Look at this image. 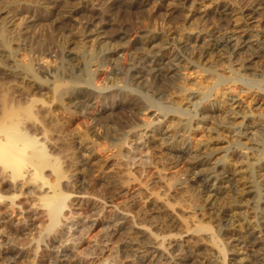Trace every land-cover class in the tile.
Returning <instances> with one entry per match:
<instances>
[{"label": "rangeland", "instance_id": "obj_1", "mask_svg": "<svg viewBox=\"0 0 264 264\" xmlns=\"http://www.w3.org/2000/svg\"><path fill=\"white\" fill-rule=\"evenodd\" d=\"M71 7L77 8L76 18H65ZM251 7L257 17L253 24L246 15L251 13ZM224 8L230 9L235 16L225 15ZM236 14L238 24L243 23L247 30L242 39L251 42H246L238 54H232L226 47V40L237 36L233 26H238ZM0 16V26L13 27V23H18L21 38L24 36L13 41L18 50L16 60L23 63L32 60L34 67L42 73L68 59L66 50L75 42L79 46L82 41L86 42V49L93 52L94 60L101 63L100 68L92 73V86L84 90L100 89V96L92 100L90 107L68 116L78 128V134L89 133L86 150L80 154V159L88 163L87 170L84 179L74 187L75 192L84 198L71 201L66 212L72 222H77V243L82 241L83 245L77 249L65 244V237L63 240L59 236L52 239L37 237L39 242L34 256L20 255L18 249L29 245L38 227L45 222L41 216H25L27 221L21 225L12 219L0 227V264H96L102 260L110 264H137L141 261L140 253L125 243L129 238H137L133 224L144 225L152 232L168 237L163 246L169 251L175 250L169 240L173 235H180L184 228L192 230L204 224L216 234V244L225 249L228 264H264V242L258 244L260 246L249 244L246 249L252 256L248 254L243 262L238 260L235 256L238 249L230 242L228 232L230 218L217 214L218 206L208 201L209 188L196 180L203 176L194 175L197 170L186 169L188 159L184 155L187 154H181L177 149L185 146L189 149L188 154L206 150L210 139L204 128L190 131L180 125L174 137L164 134L171 126V116L192 119L206 126L220 124L223 118L220 109L224 107L220 99L233 98L239 105L236 109L252 116L255 122L250 127L246 123L236 127L237 131H244L247 139L250 138L247 144H231L230 150L234 148L239 153L241 162L247 161L248 156L251 161L259 159L255 154L258 147L255 143L264 134V0H0ZM91 19L95 34L81 39L80 26ZM220 48L228 52L225 56L228 58L216 54L213 67H209L205 60L193 57L197 52L211 49L214 52ZM110 49L119 52L112 53ZM163 51L167 63L177 69L175 75L173 73L176 81L170 77L155 78L150 70H141L146 61L161 58ZM141 54L146 60L141 62L145 63L138 61L129 74L128 68H131L135 56ZM114 62L123 77L119 83L111 85L108 76L114 71ZM73 64L71 67L76 69ZM138 71L143 72L137 78ZM212 75L218 77V81L210 83ZM105 82L109 87H105ZM205 85L208 86L206 92L201 93V87ZM184 91L187 98L183 97ZM121 138H125L123 148L126 149L120 151ZM176 141H181L182 145L174 147ZM230 150H220L214 155L218 157V163L222 164ZM135 183L141 185V190L123 191V187ZM221 192L212 193L219 195ZM248 195L247 199L253 204L255 194ZM161 201H165L166 206L161 205ZM19 202L26 206L24 198ZM108 202L115 208L114 216L105 207ZM118 211L128 212L131 223L119 220ZM192 234L186 240L181 239L182 249L185 246L196 249L197 242L204 240L203 233ZM87 241L94 246L87 247L84 244ZM206 252H200L203 264L218 260L216 254Z\"/></svg>", "mask_w": 264, "mask_h": 264}, {"label": "bare ground", "instance_id": "obj_2", "mask_svg": "<svg viewBox=\"0 0 264 264\" xmlns=\"http://www.w3.org/2000/svg\"><path fill=\"white\" fill-rule=\"evenodd\" d=\"M253 8L251 13L246 14L252 24L257 22V17ZM193 10L194 9L191 11ZM224 10L223 13L225 15L235 16L230 9L224 8ZM66 12L65 18H76L77 8L71 7V9ZM7 15H10V13ZM236 16L235 21L237 22L238 14H236ZM13 24V27L12 25L11 27L5 25L0 26V227L12 219H14L17 224L21 225V222L27 221L25 216L37 215L45 219L42 226L38 227L36 231L37 234L32 238V242L18 249L20 255L28 257L34 256L39 239H52L58 236L60 239H64L65 237L64 241L68 246L79 249L83 244L82 241L77 243L76 231L79 229L76 228L77 222H72L70 219L71 217L69 218L66 212L71 201L75 198H84L83 195L77 194V191V193L75 192L74 187L76 183L84 179V174L87 170L86 164L88 163L80 159V154L83 153L82 151L84 149L86 150L85 141L89 133L78 134V128L71 123L68 116H73L75 113H78V111H83L90 105L95 97L100 96V89H91L89 92H85L84 90H88L90 89L89 87L92 86V73L100 68L101 63L94 60L93 52L86 49V42L82 41L83 44L80 46L75 42L71 49L66 50L67 54H65L68 59H63L62 64L56 65L53 69L46 70L42 73L34 67L35 64H33L32 60L25 63L16 60L15 55L18 50L17 47L13 45V41L22 39L24 36L21 38L22 33L18 29L19 24ZM92 24L93 21L91 19L80 26L81 39H83L85 35L87 37L89 34L90 37L92 34H95L93 33L95 30L91 27ZM242 24H238V26L236 24L233 25L235 26L234 28H236L237 36L233 35L227 37V40L225 39L226 47L231 49L232 54L237 53L246 42H251V40L242 39L246 34L245 31H247L245 29L246 27L244 28L243 26L244 24ZM92 40H95V38ZM80 41L81 40H79V42ZM158 47L160 49V46ZM111 49L110 51L112 53L118 54V50ZM211 51H206L204 53L197 52L193 57L196 59H203L209 67H213L215 63L214 58L216 56L221 58L228 54V52L224 51L222 48L214 51L217 52L215 54ZM160 56L162 57L149 63H147L144 59L145 56L142 54L135 56V61L132 62L131 68H128L129 74L138 61L141 62L145 60L146 65L144 64L145 62H141L145 66L141 67V70H150L152 72L151 75L155 78L167 77V79H169L168 77H170V80L173 78V80L176 81L177 77L174 76V71L177 70L175 69L176 67L174 68L173 65L167 63L164 51ZM225 58L227 59L228 57ZM115 60L116 59H114V61ZM79 62H81V67L78 68ZM72 63H74V67L77 66V70L71 67ZM114 66V71L108 76L111 85L119 83L121 76L123 77L116 67L117 63ZM142 72L143 71H138L136 75H133L138 78L141 76ZM126 73L128 74V72ZM126 73L124 74L126 75ZM213 75L210 78V83L218 78ZM105 83L106 86H104L106 88L109 87V83ZM207 87V85L201 87V93H205ZM186 94L187 93L184 91L183 97L187 98ZM199 97L201 96L199 95ZM220 101H222L224 105V107L220 109V115L223 117L220 124L218 123L216 126H206L195 123L192 119L181 120L180 117L171 116V118L169 117V124H171V126L170 128H166L164 134L169 133V136L174 137L180 125L183 129L190 131L197 128H204L205 131H203L206 132V135L210 139L207 149L205 148L206 150L199 152L195 151V153L193 151V153L188 154L189 149L185 146L176 148L181 154H187L184 155L188 159V167L186 169L197 170L193 172V174L203 176L196 178V180L199 182L201 181L200 185L203 187L209 188L207 196L210 199L208 201H213V204L218 206L217 214H223L224 217L227 216L230 218L231 223L229 222V224H231V229L228 230V232L231 241L230 239L229 241L232 242L234 248L236 247L238 249L235 256H237L240 262H243L249 254V249H246L249 244L260 246L258 244L264 242V134L259 142L255 143L258 146L255 154L259 159L255 158L257 159L256 161L254 159V161H251L248 160L249 156L247 157L246 155L247 161L241 162L242 160H240L239 153L233 150L234 148L230 150V145L233 143L237 145L247 144L250 136L247 139L243 134L244 131H237L236 127L243 123H246L250 127V125L254 124L255 120L252 119V116L245 113L243 114L236 109L237 106H239L236 99L232 98L228 100L224 97L220 99ZM173 104L175 105V103ZM103 126L106 127L107 125ZM244 129L246 130V128ZM180 142L176 141L173 146H181L182 144H180ZM124 143L125 138L119 139L120 151L126 149L125 147L123 148ZM220 150H223V152L224 150L231 151L230 155L223 159L222 164L218 163V157H216L217 159L215 158V154ZM239 151L240 150H238V152ZM253 154L254 153H252V155ZM231 181L235 182V184L231 183ZM133 188L135 191H139L142 187L139 183H135L134 185L132 184V186L128 185L123 187V191L126 193ZM3 190L12 192H8V195V193L6 194L5 192L4 194ZM221 190L222 192L219 195L212 193H219ZM249 193L255 194L253 204L249 202L251 200L247 199ZM20 198L26 200L25 207L20 204ZM160 204L166 206L165 201H161ZM105 207L108 208V211L113 214V216L116 214L115 208L113 209L111 202H108ZM2 209L4 210L3 212L1 211ZM173 211L171 210V212ZM217 214H215V216ZM218 215L216 217H218ZM116 216H118L119 220H122L123 223L125 221L131 223V216L126 211L119 212ZM117 223L118 226H122L119 225V222ZM131 226L134 228L137 238H129L130 240L128 239L125 243H127V247L133 249L134 252L137 251L140 253V262L148 261L152 264H203L200 252L204 253L207 251V254L210 252L216 254L218 257L216 262H213L214 259L213 261L211 260V263L209 261L210 264H228L225 249L218 243V245L216 244V234L210 227L204 224L195 226V229L192 230H189L191 229L189 227L188 229L184 228L185 230L181 231V234L178 233L180 235L171 236L172 238L169 240L172 248L175 249L173 251L166 250L165 248L167 246H163L168 237L166 238L164 235H158L144 225L135 226L133 224ZM192 233L204 234V240L201 239L203 241L197 242L199 244H196L198 245L196 249L192 250L185 245V248L182 249L181 239L185 238L186 240L187 237L193 235ZM37 237L39 238L38 240ZM201 237L202 236H200V238ZM84 244H87V247H89V245L91 247L94 246V244L92 245L89 241ZM188 245L187 243V246ZM64 248L65 246L63 249ZM235 250L236 249H234V251ZM213 258H215V256ZM140 262L137 261V264ZM96 264L110 263L102 260L98 261Z\"/></svg>", "mask_w": 264, "mask_h": 264}]
</instances>
